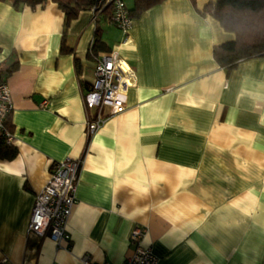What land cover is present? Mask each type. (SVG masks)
Segmentation results:
<instances>
[{
    "label": "crops",
    "instance_id": "0c3cea01",
    "mask_svg": "<svg viewBox=\"0 0 264 264\" xmlns=\"http://www.w3.org/2000/svg\"><path fill=\"white\" fill-rule=\"evenodd\" d=\"M209 1L162 0L125 40L101 21L104 45L134 74L123 111L92 133V10L69 20L72 52L61 53L56 3L0 1V64L17 62L5 79L17 153L0 159V264H119L134 226L158 264H264V56L220 66L213 47L234 34L202 13ZM66 158L80 168L58 247L27 225L50 165Z\"/></svg>",
    "mask_w": 264,
    "mask_h": 264
},
{
    "label": "built area",
    "instance_id": "2783aa9c",
    "mask_svg": "<svg viewBox=\"0 0 264 264\" xmlns=\"http://www.w3.org/2000/svg\"><path fill=\"white\" fill-rule=\"evenodd\" d=\"M100 4L111 5V20L126 38L131 19L123 0H98ZM133 68L121 59L117 51L102 53L95 59L94 78L85 90V107L92 110L87 120V132H94L104 120L123 111L125 93L133 85ZM46 100L42 101V105ZM12 106L11 95L6 81H0V132L6 142L12 143L13 137L5 128V119ZM103 109L107 110L104 114ZM80 161L66 158L53 162L49 167V177L34 198L28 220V230L39 235L46 234L56 246H67L70 235L66 224L75 202ZM146 228L134 226L129 234L133 244L131 253L119 264H158V257L151 248L141 244ZM84 264H111L103 261L92 263L88 256L82 257Z\"/></svg>",
    "mask_w": 264,
    "mask_h": 264
},
{
    "label": "trees",
    "instance_id": "16d2710c",
    "mask_svg": "<svg viewBox=\"0 0 264 264\" xmlns=\"http://www.w3.org/2000/svg\"><path fill=\"white\" fill-rule=\"evenodd\" d=\"M4 1V0H0ZM14 7L20 4L34 8L43 5L47 0H11ZM64 13V24L60 43L61 53H70L72 48L65 43V28L70 19L76 17L81 10H92L94 34L88 47V56L96 59L102 53L111 52L102 40L101 21L111 20V5H103L98 0H50ZM124 1V0H123ZM162 0H133L131 8H127L130 19L138 17L144 10ZM202 13L210 14L224 30L232 32L234 39L213 47V57L226 70L233 68L239 59L264 56V0H212L203 8ZM17 62L0 64V81L16 68ZM7 118V117H6ZM5 128L9 131L7 119ZM17 153L12 143L6 142L0 132V159H12Z\"/></svg>",
    "mask_w": 264,
    "mask_h": 264
},
{
    "label": "rangeland",
    "instance_id": "374dc122",
    "mask_svg": "<svg viewBox=\"0 0 264 264\" xmlns=\"http://www.w3.org/2000/svg\"><path fill=\"white\" fill-rule=\"evenodd\" d=\"M124 3L126 5L127 8H131L132 5H133V0H124ZM107 26H109L110 29L114 28L113 25H109V24H106Z\"/></svg>",
    "mask_w": 264,
    "mask_h": 264
}]
</instances>
